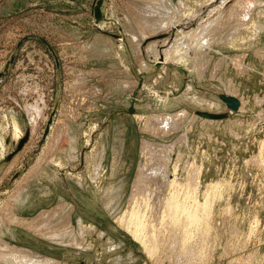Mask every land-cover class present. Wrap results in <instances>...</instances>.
Segmentation results:
<instances>
[{"label": "rangeland", "instance_id": "rangeland-1", "mask_svg": "<svg viewBox=\"0 0 264 264\" xmlns=\"http://www.w3.org/2000/svg\"><path fill=\"white\" fill-rule=\"evenodd\" d=\"M0 264H264V0H0Z\"/></svg>", "mask_w": 264, "mask_h": 264}, {"label": "bare ground", "instance_id": "bare-ground-1", "mask_svg": "<svg viewBox=\"0 0 264 264\" xmlns=\"http://www.w3.org/2000/svg\"><path fill=\"white\" fill-rule=\"evenodd\" d=\"M191 41H192V40H191ZM238 107H239V104H238ZM236 112H238V109H237ZM169 121H170V120H169ZM14 126H15V123H14ZM13 128H14V127H13ZM14 129L18 130V128H17L16 126H15ZM16 130H15V131H16ZM14 135H16V134H14ZM17 135H18V134H17ZM17 138H18V137H17ZM147 174H148V173H147ZM174 179H175V178H174ZM144 182H145V181H144ZM171 183H172V182H171ZM173 183H174V182H173ZM173 183H172V184H173ZM160 185H161V184H160ZM172 187H173V185H172ZM182 187H183V186H182ZM170 188H171V186H170ZM174 188H175V186H174ZM185 188H186V187H184V189H185ZM182 189H183V188H182ZM168 190H169V189H168ZM185 190H186V189H185ZM185 190H183V191H185ZM182 193H183V192H182ZM192 194H193V193H192ZM173 197H174V196H173ZM182 197H183V196H182ZM184 197H185V196H184ZM186 197H187V194H186ZM186 197H185V198H186ZM174 198H175V197H174ZM189 198H190V197H189ZM205 199H206V198H205ZM170 200H171V199H170ZM175 201H176V199H175ZM175 201H174V202H175ZM184 201H185V200H184ZM186 201H187V200H186ZM190 201H191V200H190ZM190 201H189V202H190ZM143 202H144V201H143ZM165 202H167V201H165ZM177 202H178V201H177ZM177 202H176V203H177ZM205 202H206V201H205ZM141 203H142V202H141ZM167 203L172 204V200H171V203H170L169 200H168ZM179 203H180V202H179ZM207 203H208V202H207ZM169 204H167V205H169ZM194 204H195V201H194ZM194 204H189V205H194ZM173 205H174V203H173ZM181 205H182V204H181ZM181 205H180V206H181ZM189 205H187V206H189ZM195 205H196V204H195ZM195 205H194L192 208L189 206V207H190V210H189V211L187 210V213H186V214L189 215V216H187L189 219H192V218L194 217L195 221H198V222H199V220H197L198 218L196 219L195 216L197 215L196 213H198V212L201 211L200 209H202V208H200V207H202L203 205L199 204V205H201L200 207L195 206ZM197 205H198V204H197ZM164 206H166V203L164 204ZM171 206H172V205L169 206L170 210L176 206V207H175V214H176V217H177V216H178L177 213L179 214V212H178V210H177V209H179L178 207H180L179 204H178V206H177L176 204H175L173 207H171ZM182 206H183V205H182ZM182 206H181V207H182ZM206 206H207V205H206ZM166 207H168V206H166ZM166 207H165V208H166ZM181 207H180V208H181ZM184 207H186V206H183V208H184ZM204 207H205V206H204ZM204 207H203V208H204ZM169 208H168V209H169ZM183 208H182V209H183ZM186 209H187V208H186ZM205 209H206V208H205ZM164 210H165V209H164ZM166 210H167V209H166ZM170 210L167 211L168 215H169V211H170ZM173 210H174V209H173ZM176 210H177V213H176ZM180 210H181V209H180ZM183 210H184V209H183ZM181 211H182V210H181ZM204 211H205V210H204ZM135 212H136V211H135ZM173 212H174V211H173ZM183 212H184V213H183ZM183 212H181V213L185 214V211H183ZM207 212H208V211H207ZM130 213H131V212H130ZM130 213H129V214H130ZM133 215H135V213H134ZM133 215H131V216L133 217ZM136 215H137V214H136ZM180 215H181V214H179V217H177V219L175 218L176 221H177V220H180V219H179V218H180ZM124 216H125V215H124ZM163 216H164V215H163ZM170 216L172 217V216H174V214L171 215V213H170ZM170 216H169V218H171ZM182 216H184V215H182ZM122 217H123V216H122ZM122 217H121V218H122ZM128 217H129V215H128ZM143 217H144V216H143ZM145 217H146V216H145ZM160 217H161V216H160ZM174 217H175V216H174ZM187 217H186V218H187ZM201 217H202V216H201ZM126 218H127V216H126ZM126 218H125V219H126ZM134 218H135V216H134ZM136 218H137V216H136ZM141 218H142V215H141ZM141 218H140V219H141ZM188 218H187V219H188ZM125 219H124V220H125ZM128 219H129V218H127L126 220H128ZM131 220H132V219H130V221H131ZM137 220H138V219H137ZM141 220H142V219H141ZM171 220H172V219H171ZM173 220H174V218H173ZM175 220H174V222H176ZM185 220H186V219H185ZM122 221H123V219H122ZM130 221H129V222H130ZM132 221H133V220H132ZM189 221H190V220H188V222H189ZM191 221H193V220H191ZM116 222H117V220H116ZM120 222H121V221H120ZM134 222H136V221H134ZM142 222H144V221H142ZM145 222H146V221H145ZM177 222H178V221H177ZM118 223H119V221H118ZM122 223H123V222H122ZM132 223H133V222H131V224H132ZM190 223L192 224L193 222H190ZM200 223H202V221H201ZM204 223H205V221H204ZM127 224H128V223L126 222V224H124V226L127 225ZM131 224L129 223L128 226L130 227ZM134 224H135V223H134ZM134 224H133V225H134ZM140 224H141V222L138 221V222H137V226L140 227V228H145V226H143L144 223H142L143 225H142V224L140 225ZM173 224H174V223H173ZM194 224H195V223H193V225H194ZM205 224H206V223H205ZM205 224H202V225L204 226ZM120 225H121V224H120ZM145 225H146V224H145ZM147 225H148V224H147ZM189 225H190V224H189ZM198 225H199V223H198ZM200 225H201V224H200ZM202 225H201V227H202ZM141 226H142V227H141ZM194 226H195V225H194ZM131 227H132V226H131ZM134 227H135V226H134ZM138 227H137L136 229H138ZM190 227H191V226H190ZM201 227H200V228H197V230H198V229H199V230H200V229H206V228H205L206 225H205V227H202V228H201ZM132 228H133V227H132ZM150 228H151V227H150ZM188 228H189V227H188ZM125 229H127L126 226H125ZM133 229H134V228H133ZM133 229H132V230H133ZM145 229H146V228H145ZM127 230H128V229H127ZM127 230H126V232H127ZM132 230H131V231H132ZM141 230H142V229H141ZM148 230H149V229H148ZM148 230H147V233L149 232ZM171 230H172V229H171ZM139 231H140V230H139ZM142 231H143V230H142ZM187 231H188V230H187ZM203 231H204V230H203ZM150 232H151V230H150ZM150 232H149V233H150ZM129 233H130V232H129ZM140 233H141V235H142V232H141V231H140ZM183 233H184V232H183ZM131 236H132V235H131ZM133 236H134V233H133ZM135 236H136V235H135ZM137 236H138V235H137ZM143 236H144V235H143ZM146 236H147V235H146ZM151 236H153V231H152V235H151ZM151 236H150V237H151ZM154 236H155V235H154ZM154 236L152 237V239L154 238ZM188 236H189V238H190V235H188ZM195 236H196V235H195ZM134 238H135V237H134ZM143 238H144V237H143ZM148 238H149V234H148ZM202 238H203V237H202ZM137 239H139V237H138ZM145 239H146V238H145ZM194 239H195V238H194ZM153 240H154V239H153ZM202 240H203V239H202ZM140 241H141V238H140ZM143 241H144V243H145V240H143ZM144 243H142V245H143ZM181 243H182V242H181ZM188 243H189V242H188ZM146 244H147V243H146ZM147 245H148V244H147ZM154 245H156V244H154ZM181 245H182V244H181ZM199 245H200V244H199ZM148 246H149V245H148ZM150 246H151V245H150ZM143 247H144V246H143ZM145 247H146V246H145ZM153 247H154V246H153ZM185 247H186V246H185ZM185 247H184V248H185ZM182 248H183V245H182ZM190 248H191V247H190ZM190 248H188V249H190ZM146 249H147V248H146ZM146 249H145V250H146ZM154 249H155V248H154ZM155 250H156V249H155ZM183 250H184V249H183ZM196 250H197V249H196ZM147 251H148V250H147ZM149 251H150V250H149ZM149 251H148V252H149ZM151 251H152V250H151ZM151 251H150V252H151ZM153 252H154V251H153ZM181 252H182V251H181ZM186 252H187V251H186ZM145 253H146V252H145ZM153 254H154V253H153ZM182 254H183V253H182ZM186 254H187V253H186ZM189 254H190V253H189ZM148 255H149V254H148ZM197 255H198V254H197Z\"/></svg>", "mask_w": 264, "mask_h": 264}, {"label": "water", "instance_id": "water-1", "mask_svg": "<svg viewBox=\"0 0 264 264\" xmlns=\"http://www.w3.org/2000/svg\"><path fill=\"white\" fill-rule=\"evenodd\" d=\"M95 12L98 14L97 16L100 17L101 12L98 10V8H95ZM218 97L224 103V105H225V107H226V109L228 111V114L235 113L237 111V107H238L237 100H235L234 98H232L230 96H225V95H221V94ZM129 100H130V106L127 109V111L125 112L128 115L132 113V104L135 101V99H134V93L129 98ZM197 114L199 116L203 117V118L211 119V120H216V119H219V118L222 117L220 115L210 114V113H197ZM228 114L226 113L225 116L228 115ZM49 123H50V120H49ZM21 144H22V142L19 144L18 149L20 148Z\"/></svg>", "mask_w": 264, "mask_h": 264}]
</instances>
